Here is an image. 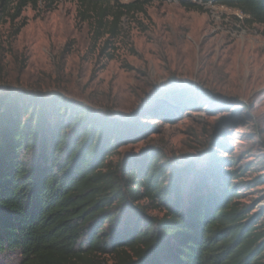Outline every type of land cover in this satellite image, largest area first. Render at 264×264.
Wrapping results in <instances>:
<instances>
[{
  "label": "trees",
  "instance_id": "1",
  "mask_svg": "<svg viewBox=\"0 0 264 264\" xmlns=\"http://www.w3.org/2000/svg\"><path fill=\"white\" fill-rule=\"evenodd\" d=\"M95 36H114L140 2L71 0ZM264 24V0H195ZM56 0H0L13 19ZM187 8L202 5L184 0ZM111 16L110 20L107 17ZM159 119L172 122L169 112ZM122 118L66 98L0 92V257L17 264H264L259 213L241 205L240 168L211 150L179 167L157 147L113 161L144 134ZM221 144V143H220ZM153 211L159 214H152Z\"/></svg>",
  "mask_w": 264,
  "mask_h": 264
},
{
  "label": "rangeland",
  "instance_id": "2",
  "mask_svg": "<svg viewBox=\"0 0 264 264\" xmlns=\"http://www.w3.org/2000/svg\"><path fill=\"white\" fill-rule=\"evenodd\" d=\"M97 1L140 2L144 11L123 14L114 36H95L77 1L27 6L14 19L13 4L0 12V92L60 93L99 112L138 116L149 128L113 161L157 147L179 167H200L215 150L240 168L238 201L260 214L264 229V24L211 2L191 0L199 10L184 0ZM17 263L13 253L0 257Z\"/></svg>",
  "mask_w": 264,
  "mask_h": 264
}]
</instances>
